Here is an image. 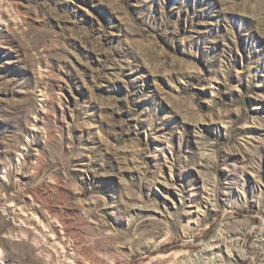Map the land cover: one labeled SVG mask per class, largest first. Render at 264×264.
I'll return each mask as SVG.
<instances>
[{
	"label": "rangeland",
	"instance_id": "obj_1",
	"mask_svg": "<svg viewBox=\"0 0 264 264\" xmlns=\"http://www.w3.org/2000/svg\"><path fill=\"white\" fill-rule=\"evenodd\" d=\"M263 230L264 0H0V264H264Z\"/></svg>",
	"mask_w": 264,
	"mask_h": 264
},
{
	"label": "bare ground",
	"instance_id": "obj_2",
	"mask_svg": "<svg viewBox=\"0 0 264 264\" xmlns=\"http://www.w3.org/2000/svg\"><path fill=\"white\" fill-rule=\"evenodd\" d=\"M172 188V187H171ZM260 241H261V243L263 244V246H264V230H263V234L261 235V238H260ZM215 246V247H214ZM223 246V245H222ZM62 247V246H61ZM214 248H217V249H221V245H219V244H215V245H212V246H209V248H207L206 250H205V252L207 251V252H210V251H212V249H214ZM63 249V248H62ZM215 263H216V261H215ZM218 264H220V261H218L217 262Z\"/></svg>",
	"mask_w": 264,
	"mask_h": 264
}]
</instances>
